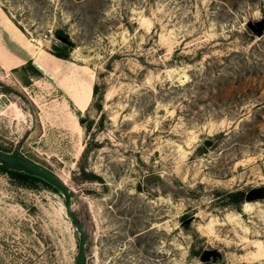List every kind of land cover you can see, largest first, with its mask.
I'll use <instances>...</instances> for the list:
<instances>
[{
    "label": "rangeland",
    "instance_id": "rangeland-1",
    "mask_svg": "<svg viewBox=\"0 0 264 264\" xmlns=\"http://www.w3.org/2000/svg\"><path fill=\"white\" fill-rule=\"evenodd\" d=\"M0 42V153L86 264H264V0H0ZM78 243L0 170V264Z\"/></svg>",
    "mask_w": 264,
    "mask_h": 264
},
{
    "label": "water",
    "instance_id": "water-1",
    "mask_svg": "<svg viewBox=\"0 0 264 264\" xmlns=\"http://www.w3.org/2000/svg\"><path fill=\"white\" fill-rule=\"evenodd\" d=\"M60 39L62 41H66L64 38ZM0 168L37 177L57 190L64 197L66 213L70 218L72 225L76 229L79 238L76 264H86V245L88 241V234L85 230L84 222L73 208V204L78 200V197L73 190L52 172L29 161L3 153H0ZM253 193L254 192L252 191L247 194V201H250L253 198ZM209 255V252H205L203 254V258L206 259Z\"/></svg>",
    "mask_w": 264,
    "mask_h": 264
},
{
    "label": "trees",
    "instance_id": "trees-1",
    "mask_svg": "<svg viewBox=\"0 0 264 264\" xmlns=\"http://www.w3.org/2000/svg\"><path fill=\"white\" fill-rule=\"evenodd\" d=\"M59 57H66L67 55H62V54H57ZM97 95V86H94L93 89V96L95 97ZM16 158H21L20 156H15ZM0 170L5 171L7 173H9L13 178L19 180V181H27V182H33V183H42L44 185H46L47 187H49L50 189L58 192L57 190H55L54 188H52L50 185H48L47 183H45L44 181H42L41 179L34 177V176H30V175H26L23 173H18V172H14V171H9V170H5L3 168H0ZM231 198L236 199V201H240L242 199V195L241 194H233L231 195Z\"/></svg>",
    "mask_w": 264,
    "mask_h": 264
},
{
    "label": "crops",
    "instance_id": "crops-1",
    "mask_svg": "<svg viewBox=\"0 0 264 264\" xmlns=\"http://www.w3.org/2000/svg\"><path fill=\"white\" fill-rule=\"evenodd\" d=\"M5 36L9 39V41H12L11 38L2 30V33H1V42L3 41V43L6 45V43L4 42V37ZM1 42H0V50H1V52H3L5 55H7V58L9 57V59H13V61H19V63H20L22 61L21 56H19L16 53H13L9 47L3 45ZM0 60H1V57H0ZM1 66L4 67L3 65H1ZM14 67H17V66H14Z\"/></svg>",
    "mask_w": 264,
    "mask_h": 264
}]
</instances>
